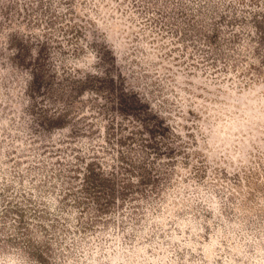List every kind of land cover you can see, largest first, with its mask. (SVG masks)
<instances>
[{"label":"rangeland","instance_id":"obj_1","mask_svg":"<svg viewBox=\"0 0 264 264\" xmlns=\"http://www.w3.org/2000/svg\"><path fill=\"white\" fill-rule=\"evenodd\" d=\"M53 2L0 0V58L15 50V59L30 66L33 77L25 93L30 104L24 111L35 126L29 125L31 146L21 161L28 165L26 171L40 178L38 188L58 200L56 211L49 215L30 198H20L23 193L10 198L11 187H6L0 192V225L17 230L35 225L71 235L67 224L75 213L77 235L95 236L111 229L129 251L152 244L160 228H164L160 239L173 244L165 237L175 229L177 235H191V243L197 246L193 251L173 244L177 264H185L186 256L187 264L197 260L225 264L230 240L233 246L248 241L245 247L253 251L251 241L264 236V152L250 151L248 162L231 165V170L212 167L201 153L191 150L193 113L181 117L177 112V117L187 120L177 123L167 114L168 102L158 103L160 90L148 74L140 73L135 61L125 69L135 92L125 93L119 86L124 78L114 82V73L103 74V69L101 76L74 72L68 61L90 60L86 48L91 49V43L84 35L87 25L72 7L75 0H60L57 7L68 12L59 15L52 9ZM165 6L172 9L166 17L169 35L179 45L169 57L175 54L177 62L187 63L204 56L210 70L226 77L231 73L241 88L264 77V0H206L199 6L197 0L191 5L165 0ZM250 58L255 62L250 63ZM24 71L19 69V74ZM65 127L71 131L51 142L50 131ZM181 176L185 183L195 181L215 192L219 197L215 218L207 205L197 203L167 219L171 209L166 207V194L177 187L176 178ZM189 215L203 231L192 234L191 227H178ZM149 222L150 235L145 234ZM229 225L237 239L222 231ZM205 246L218 255L209 260ZM146 251L152 254L151 248Z\"/></svg>","mask_w":264,"mask_h":264},{"label":"clouds","instance_id":"obj_2","mask_svg":"<svg viewBox=\"0 0 264 264\" xmlns=\"http://www.w3.org/2000/svg\"><path fill=\"white\" fill-rule=\"evenodd\" d=\"M183 2L192 4V0ZM200 2L206 0H197V6ZM59 4L60 0H54L52 4L57 15L68 12L65 7H57ZM72 7L87 25L84 35L91 43V49L86 48L90 57L87 63L68 61L74 72L79 69L91 76H101L103 69V74L114 73L111 76L114 82L124 78L125 82L119 86L125 93L135 92L134 86L129 87L125 71L135 61L140 73L148 74L150 81L160 90L158 103L168 102L170 111L167 114L177 123H187V120L177 117V112L181 117H187L189 111L193 113L189 125L191 150L201 153L212 167L223 165L231 170V165L239 167L246 164L250 151L264 152V77L241 88L231 73L226 77L216 73L215 69L210 70L204 56H196L187 63L177 62L175 54L169 57L173 47L179 45L176 37L169 35L171 28L166 17L172 9L165 6V0H152L151 4L147 0L143 3L136 0L135 7L133 0H75ZM28 44L31 50L32 44ZM16 57L17 52L13 50L6 59L0 58V192L11 187L10 198L23 193L20 198H30L36 207L48 210L50 215L56 211L58 200L50 192L38 188L40 178L26 171L28 165L21 161V155L31 146L29 125L35 126L24 111L30 104L25 93L33 77L31 67L22 66ZM249 62L255 61L250 58ZM21 68L25 69L22 75L19 74ZM8 81L12 83L5 89L3 84ZM70 131V127L62 131L53 128L49 133L51 142ZM83 143L87 144V141ZM24 158L32 162L30 156ZM17 161H20L19 166ZM176 179L179 184L166 194V207L171 209L167 219L174 218V211L190 209L197 203L207 205L214 218L219 214V197L214 191L195 181L185 183L182 176ZM69 218L72 223L67 224V228L73 230L71 235H61L51 228L45 231L35 225H27L20 230L0 225V264H177L173 259L176 251L173 244L179 243L181 249L188 247L196 251L197 248L191 243V235L185 238L177 235L175 229L165 237L173 244H165L159 237L164 228H160L152 244L129 251L121 246L120 236H114L111 229L97 232L95 236L77 235L75 213ZM150 227L151 222L145 234L150 235ZM178 227H191L192 234L203 231L191 215L187 221L180 220ZM231 227L229 225L222 231L237 239L230 231ZM247 243L238 241L233 246L230 240L228 247L231 251L224 257L225 264H237L238 257L241 258L239 264H264V236L251 241V252L245 247ZM147 248L152 249V254L146 251ZM204 251L209 253V260L218 255L211 252L209 246H205ZM187 259L186 256L185 264ZM195 264L203 262L197 260Z\"/></svg>","mask_w":264,"mask_h":264}]
</instances>
